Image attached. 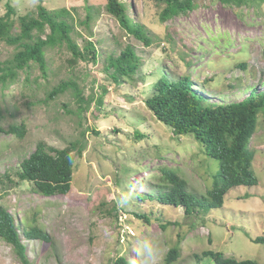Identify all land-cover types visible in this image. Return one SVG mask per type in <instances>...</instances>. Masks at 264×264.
<instances>
[{"label":"rangeland","instance_id":"rangeland-1","mask_svg":"<svg viewBox=\"0 0 264 264\" xmlns=\"http://www.w3.org/2000/svg\"><path fill=\"white\" fill-rule=\"evenodd\" d=\"M119 2L131 23L143 27L147 45L107 12V0H0V18L6 3L14 10L11 36L20 31L18 18L36 17L41 5L65 11L75 45L83 52L91 42L97 53L93 62L74 59L65 43L46 48L43 75L32 62L14 68L20 49L0 38V78L12 75L0 81V207L19 228L37 226L51 238L47 243L22 237L31 264H113L120 257L140 264L146 239L158 241L160 264H168L174 248L178 255L169 264H214L203 256L207 251L264 264V246L250 240L264 235V109L248 145L256 186L228 190L220 209L192 216L139 198L159 183L163 168L174 170L190 192L205 195L212 189L218 163L190 135L174 136L145 100L162 74L172 80L188 76L208 104L240 101L247 88L263 93L264 1L238 7L195 0L192 12L167 21H161L164 5L157 0ZM126 47L137 56L139 71L115 84L104 70L105 59ZM61 82L74 83L80 99L72 88L49 99ZM12 127H21L23 136L12 134ZM39 142L82 149L80 156L72 153L68 195L43 197L16 176ZM141 214L147 222L137 217ZM0 264H21L1 239Z\"/></svg>","mask_w":264,"mask_h":264},{"label":"trees","instance_id":"trees-1","mask_svg":"<svg viewBox=\"0 0 264 264\" xmlns=\"http://www.w3.org/2000/svg\"><path fill=\"white\" fill-rule=\"evenodd\" d=\"M157 1L164 5L160 13L161 21L186 15L195 9V0ZM219 1L222 5L240 7L251 0ZM5 7L6 14L0 18V38L4 37L9 44H15L20 49L13 56L14 68L23 70L32 62L38 65L44 75L45 49L64 43L74 59L97 62V53L91 42H86L82 52L72 41L70 37L72 27L67 22L65 11L49 12L40 5L37 7L36 17L25 15L18 18L20 31L16 36H11L8 28L14 10L7 3ZM106 9L124 30L145 45L148 44L143 27L131 23L123 3L119 0H107ZM239 67L245 69V64H240ZM104 70L115 84H119L120 77L131 78L137 75L138 58L132 48L126 47L117 57L107 56ZM2 71L0 68V73ZM10 76L5 73L0 81ZM68 88H72L74 95L80 99L78 87L71 82H61L48 95L49 99H53ZM247 91L248 95L240 101L208 104V98L195 89L188 76L172 80L162 74L153 83L150 96L145 100L147 109L158 122L168 127L174 136L190 135L203 148L205 155L218 163V170L213 175L212 189L205 195H197L188 190L187 182L174 170L163 168L159 183L151 186L147 193L141 192L140 200L154 201L168 208H181L185 215L192 216L220 209L228 190L257 185L252 170L254 155L248 149V145L256 131L258 116L264 109V92L257 93L252 88H247ZM9 131L18 137L24 134L21 127H12ZM81 150L76 143H70L63 149H55L39 142L34 151L22 160L16 176L21 182L31 183L43 197L68 195L71 191L74 163L72 153L76 152L80 156ZM6 178L9 179L8 176ZM137 217L148 221L144 214ZM22 237L26 241L51 242L50 236L37 226L19 228L14 217L0 207V239L12 247L21 264H31ZM250 240L264 246V235ZM172 254L174 257L171 260L167 258L166 263L174 261L178 250L172 249L168 256ZM203 256L212 260L214 264H258L253 260L238 261L228 258L220 252L207 251ZM113 264L128 263L120 257Z\"/></svg>","mask_w":264,"mask_h":264},{"label":"clouds","instance_id":"clouds-1","mask_svg":"<svg viewBox=\"0 0 264 264\" xmlns=\"http://www.w3.org/2000/svg\"><path fill=\"white\" fill-rule=\"evenodd\" d=\"M138 255L140 264H160L162 260L158 241L151 239H146L142 242Z\"/></svg>","mask_w":264,"mask_h":264}]
</instances>
